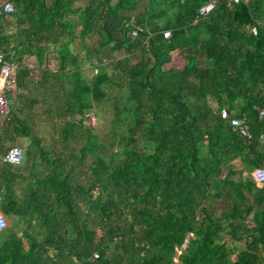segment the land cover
I'll use <instances>...</instances> for the list:
<instances>
[{
  "label": "trees",
  "instance_id": "1",
  "mask_svg": "<svg viewBox=\"0 0 264 264\" xmlns=\"http://www.w3.org/2000/svg\"><path fill=\"white\" fill-rule=\"evenodd\" d=\"M5 1L0 264H264V0Z\"/></svg>",
  "mask_w": 264,
  "mask_h": 264
},
{
  "label": "built area",
  "instance_id": "2",
  "mask_svg": "<svg viewBox=\"0 0 264 264\" xmlns=\"http://www.w3.org/2000/svg\"><path fill=\"white\" fill-rule=\"evenodd\" d=\"M213 7V1L209 0L198 8L197 14L199 16L205 15ZM13 11V7L9 1L1 0L0 1V18L10 14ZM136 30L131 31V35L134 36ZM168 36V31H162V37L166 38ZM12 52L8 53V57L0 51V114L2 117L7 113L8 104L5 98V93H8L10 96H14L15 92V71L17 69V63L11 60ZM219 117L221 119H228V115L225 108L219 109ZM90 121L93 122V117H90ZM229 125L236 131V133L243 138L248 139L250 137L247 132L246 124L239 119L229 118ZM260 143L264 146V134L259 136ZM22 159V150L17 146L9 147L3 156L1 161L9 163L12 165H17ZM249 178L255 184H260L264 187V164L258 167L253 168L249 172ZM6 227V220L3 215L0 213V231ZM95 257V255H93Z\"/></svg>",
  "mask_w": 264,
  "mask_h": 264
},
{
  "label": "rangeland",
  "instance_id": "3",
  "mask_svg": "<svg viewBox=\"0 0 264 264\" xmlns=\"http://www.w3.org/2000/svg\"><path fill=\"white\" fill-rule=\"evenodd\" d=\"M0 1H1V0H0ZM23 63H24L26 66H28V67L34 65L33 57H28V58H26V59L23 61ZM85 73H87V72L85 71ZM4 95H5V98H6V100H7V104H8L9 107L12 106V105L16 102L17 96H10L8 93H5ZM16 95H17V93H16ZM1 118H2V115L0 114V120H1ZM21 143H23V142H18L19 145H20ZM7 224H8V223H7V221H6V226H7ZM177 253H178V251H176L175 254H177ZM174 260H175V259H174Z\"/></svg>",
  "mask_w": 264,
  "mask_h": 264
},
{
  "label": "crops",
  "instance_id": "4",
  "mask_svg": "<svg viewBox=\"0 0 264 264\" xmlns=\"http://www.w3.org/2000/svg\"><path fill=\"white\" fill-rule=\"evenodd\" d=\"M257 186H261L260 184H256ZM260 256L264 259V251L260 252Z\"/></svg>",
  "mask_w": 264,
  "mask_h": 264
},
{
  "label": "clouds",
  "instance_id": "5",
  "mask_svg": "<svg viewBox=\"0 0 264 264\" xmlns=\"http://www.w3.org/2000/svg\"><path fill=\"white\" fill-rule=\"evenodd\" d=\"M0 83H2V82H0Z\"/></svg>",
  "mask_w": 264,
  "mask_h": 264
}]
</instances>
